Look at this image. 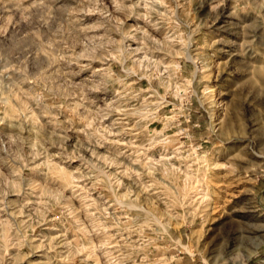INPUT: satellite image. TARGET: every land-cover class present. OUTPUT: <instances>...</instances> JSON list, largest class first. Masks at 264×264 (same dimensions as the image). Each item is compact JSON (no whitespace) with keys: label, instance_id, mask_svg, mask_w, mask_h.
I'll use <instances>...</instances> for the list:
<instances>
[{"label":"rangeland","instance_id":"374dc122","mask_svg":"<svg viewBox=\"0 0 264 264\" xmlns=\"http://www.w3.org/2000/svg\"><path fill=\"white\" fill-rule=\"evenodd\" d=\"M0 264H264V0H0Z\"/></svg>","mask_w":264,"mask_h":264},{"label":"bare ground","instance_id":"6f19581e","mask_svg":"<svg viewBox=\"0 0 264 264\" xmlns=\"http://www.w3.org/2000/svg\"><path fill=\"white\" fill-rule=\"evenodd\" d=\"M194 46H191V44H189V46H188V51H187V53H186V58H187V60L188 61H190V62H192V63H194V64H196V66H197V74L198 73H201L202 72V67H199V65L198 64H200L199 63V59L196 57V54H193V51H192V48H193ZM179 86V85H178ZM176 88H178L177 86H176ZM210 90H211V88H209V87H207L206 89H205V91H206V93H207V95H209L211 92H210ZM215 108V107H214ZM214 110L212 111V114H211V117L213 118V116H214ZM217 113V112H216ZM215 113V114H216ZM214 119V118H213ZM214 122V121H213ZM205 198V197H204ZM203 198V199H204ZM207 199V198H206ZM175 225H177V224H175ZM178 226V225H177ZM176 226V227H177ZM190 246V245H189ZM189 246H183V250L185 251V252H187V253H190V254H193V250H192V246L191 247H189Z\"/></svg>","mask_w":264,"mask_h":264}]
</instances>
